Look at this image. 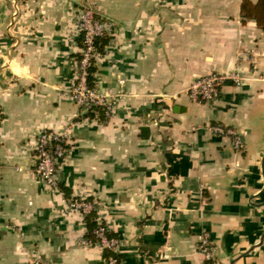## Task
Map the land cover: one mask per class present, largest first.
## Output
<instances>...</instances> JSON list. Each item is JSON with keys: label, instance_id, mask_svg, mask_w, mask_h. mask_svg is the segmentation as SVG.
Returning a JSON list of instances; mask_svg holds the SVG:
<instances>
[{"label": "crops", "instance_id": "obj_1", "mask_svg": "<svg viewBox=\"0 0 264 264\" xmlns=\"http://www.w3.org/2000/svg\"><path fill=\"white\" fill-rule=\"evenodd\" d=\"M257 1V0H253ZM242 0H94L110 27L93 67L114 98L106 121L82 116L70 90L80 59L83 0H0V264H105L86 215L121 242L124 264H264V32ZM238 71L212 103L187 90ZM236 129V151L210 126ZM70 127L61 194L37 178V139Z\"/></svg>", "mask_w": 264, "mask_h": 264}, {"label": "built area", "instance_id": "obj_2", "mask_svg": "<svg viewBox=\"0 0 264 264\" xmlns=\"http://www.w3.org/2000/svg\"><path fill=\"white\" fill-rule=\"evenodd\" d=\"M84 5L78 9V24L82 37L80 59L73 74L74 84L70 90L73 102L80 108L82 116L94 112L102 107L105 116L110 118L115 111L114 98L98 90L96 85H90L89 79L93 76L91 69L99 56L97 41L110 34V27L100 20L95 12L94 0H83ZM234 81L240 85L243 81L241 74L236 71L229 74L211 73L196 79L187 90L188 96L194 102L212 103L220 94L223 85L227 81ZM211 133L220 138L229 139L233 148L244 151L246 142L244 137L234 128L224 125L210 126ZM72 132L67 127L63 132L43 131L37 139V164L35 174L43 186L53 194H61L60 171L63 161L71 150ZM66 205L71 211L90 215L96 211V203L87 199L66 197ZM109 228L99 223L93 234L98 245L103 250H109L112 256L105 259V264H124L119 258L121 242L117 238H109ZM89 246L94 244L92 239L87 241ZM197 251L208 264H220L217 258V247L208 232L199 238ZM34 264H52L49 260L35 257Z\"/></svg>", "mask_w": 264, "mask_h": 264}, {"label": "trees", "instance_id": "obj_3", "mask_svg": "<svg viewBox=\"0 0 264 264\" xmlns=\"http://www.w3.org/2000/svg\"><path fill=\"white\" fill-rule=\"evenodd\" d=\"M240 10H241V14L244 20H253L256 23L257 27L260 28L264 32V0H257V1L242 0ZM99 43H101V40L97 41L98 51H102V47L105 44V42L104 44L102 42V46ZM91 72L92 73L94 72L93 68L91 69ZM93 80H94L93 76L90 77L89 79L90 85H94ZM97 114H98V118L101 121H106L105 111L102 107L96 108L94 112L87 114V116L89 115L90 117H95ZM86 222H87L88 229H89L88 237L96 242L97 240L93 234V231L97 228L98 225L95 221L94 213L87 215ZM108 237L113 238L114 235L109 231ZM112 255L113 253L111 251L104 250L105 259L109 258Z\"/></svg>", "mask_w": 264, "mask_h": 264}]
</instances>
